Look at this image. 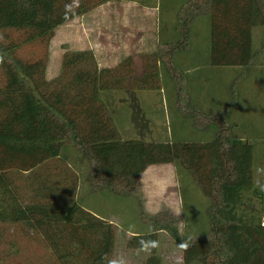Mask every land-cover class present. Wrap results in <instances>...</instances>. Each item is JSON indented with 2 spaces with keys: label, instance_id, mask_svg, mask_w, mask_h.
<instances>
[{
  "label": "trees",
  "instance_id": "1",
  "mask_svg": "<svg viewBox=\"0 0 264 264\" xmlns=\"http://www.w3.org/2000/svg\"><path fill=\"white\" fill-rule=\"evenodd\" d=\"M107 1L0 0L1 227L16 224L28 235L37 234L58 264L111 263L117 226L78 203L80 175L63 151L71 144L87 158L95 192L136 199L142 218L152 224V232L127 242L130 249L152 244L147 264H162L161 231L183 245V264H264V224L245 220L238 211L243 193L255 186V146L233 135L228 109L207 113L186 104L187 79L176 62V55L190 47L198 18L210 15L212 64L255 65L261 50L253 47L254 28L264 26V0H184L177 13L179 38L143 56L145 73L133 75L132 58L101 69L92 51H67L61 75L47 80L55 28ZM160 60L176 85L178 109L198 127L214 126L212 141L122 138L101 91L160 88ZM173 161L211 201L210 234L188 242L182 240L179 218L167 208L149 214L140 193L139 175L148 165Z\"/></svg>",
  "mask_w": 264,
  "mask_h": 264
},
{
  "label": "crops",
  "instance_id": "2",
  "mask_svg": "<svg viewBox=\"0 0 264 264\" xmlns=\"http://www.w3.org/2000/svg\"><path fill=\"white\" fill-rule=\"evenodd\" d=\"M177 3L178 0H109L58 25L49 43L46 79L52 80L61 75L67 51L82 50L92 51L101 69L116 68L128 58H132L136 69L133 75L145 73L143 56L157 52L162 43L178 39ZM258 27L263 26L254 28V35L257 38ZM260 38L261 32L258 40ZM262 44L259 43L255 48L261 50L255 65L247 69L242 66L213 65L211 46L202 52L199 50L201 48L199 43L194 45L191 43L186 51L179 52L176 55V62L187 79L186 104L190 107L199 106L207 113H219L228 109L233 135L254 144L256 160L257 155H262L255 162V186L243 193L238 211L245 220L264 223ZM200 52H206L205 56H201ZM180 54H184L183 57L180 58ZM159 70L163 84L160 88L122 87L101 91L102 99L108 105L122 138L160 143L212 141L215 138V127L212 125L198 127L192 117L184 115L178 109L177 88L161 60ZM226 76L227 82H223ZM218 81H221V87L217 85ZM235 81L238 82L236 96L233 92ZM187 119H190L197 129L199 139L192 140L185 136L183 126ZM63 151L69 155L73 167L80 175L76 189L78 203L102 220L117 226L114 258L110 264H147L151 253L148 245L141 249H129L118 243L119 231L123 230L121 224L124 216V207L119 206L118 202L125 198L106 191L93 192L89 184L88 160L85 155L71 144L64 146ZM186 173L187 171L174 161L148 165L139 175L142 183L140 193L146 212L156 215L165 208L170 209L181 224L200 222L199 219L203 216L210 218V199L207 196V198L200 196L201 188L192 175L188 172L191 175V178H188ZM185 189L188 191L189 201L185 199ZM201 206L202 211L197 209ZM136 234L128 230L125 242ZM179 247L181 248L169 250L167 254H163L157 248V255L163 257L162 264H174L180 251L179 261L183 264V247L182 245ZM47 248L51 255H55L51 248Z\"/></svg>",
  "mask_w": 264,
  "mask_h": 264
},
{
  "label": "rangeland",
  "instance_id": "3",
  "mask_svg": "<svg viewBox=\"0 0 264 264\" xmlns=\"http://www.w3.org/2000/svg\"><path fill=\"white\" fill-rule=\"evenodd\" d=\"M183 2L184 0H178V3L176 5L177 13ZM263 27H258L256 31L258 34V38L261 32L260 40H258L256 35H254L253 38L254 49L258 47L259 43L262 44V42L264 41ZM259 29L261 31H259ZM178 38H179V34H178ZM191 43L193 45L195 43H199L201 47L199 50L202 52L208 50V48L211 46V16L210 15H202L198 18L195 27L193 29ZM28 51L29 50H26V53ZM202 52H200L201 56L204 55V53H206V52L204 53ZM183 55L184 54H180V58L183 57ZM224 81L227 82V76L225 79H223V82ZM218 82L219 84L217 85L221 87V81ZM178 129H180V126H178ZM196 131L197 129L192 125L191 120L187 119L186 124L183 126V132L185 133V136L188 137V139H192V140L199 139V136L197 135ZM259 146L260 144L258 143V147ZM261 156L262 155L260 154L257 155V160L260 159ZM186 174L187 177L189 176L188 178H191L190 177L191 175L188 172ZM90 188L92 189L93 192H95L91 184H90ZM103 191H98V192H103ZM109 193L113 194L112 192ZM187 193L188 191L185 189V199L189 201L187 198ZM199 194L201 197L207 198L202 191H199ZM120 198H125V199H123L121 202H118L119 206L124 207L123 222L121 224V229L123 230L119 231L120 234H119L118 243L120 246L124 247L125 245L127 247L126 242H128V240L126 242L125 240L127 238L126 233L128 230L133 231V233L144 234V233L152 232L153 226L149 221H146L145 219L142 218L141 212L139 210L138 202L136 201V199L131 197H122V196ZM193 204L196 205L194 201ZM186 206H187V202H186ZM97 208H101V207L97 206ZM197 209L202 211L203 206ZM199 220L201 221L197 223H192V222H188V224L179 223V231L183 242H188L195 238L210 234L211 224H210L209 216L208 217L203 216ZM157 239H158L157 248L160 249L163 252V254L169 253V250H174L175 248L177 249L181 248L179 247L180 243L173 240L168 233H164L162 231L158 232ZM148 250L151 251L150 253L151 256L152 244H148ZM180 253L177 255L176 258L178 259H175L174 264H182V262L179 261L181 259ZM163 256H167V255H163ZM160 257L163 260V257L162 256ZM0 264H58V263L55 262L54 258L50 254V251L48 250L47 246L44 244L40 236H38L37 234H34L32 236L28 235L27 233H24L22 231V226L16 224H10L9 226H6L4 229L0 225ZM192 264H202V263L194 262Z\"/></svg>",
  "mask_w": 264,
  "mask_h": 264
},
{
  "label": "clouds",
  "instance_id": "4",
  "mask_svg": "<svg viewBox=\"0 0 264 264\" xmlns=\"http://www.w3.org/2000/svg\"><path fill=\"white\" fill-rule=\"evenodd\" d=\"M182 247H183V245H182Z\"/></svg>",
  "mask_w": 264,
  "mask_h": 264
},
{
  "label": "built area",
  "instance_id": "5",
  "mask_svg": "<svg viewBox=\"0 0 264 264\" xmlns=\"http://www.w3.org/2000/svg\"><path fill=\"white\" fill-rule=\"evenodd\" d=\"M264 224V223H263Z\"/></svg>",
  "mask_w": 264,
  "mask_h": 264
}]
</instances>
